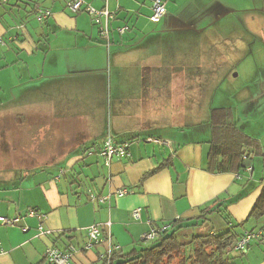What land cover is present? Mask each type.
<instances>
[{"label":"crops","instance_id":"obj_1","mask_svg":"<svg viewBox=\"0 0 264 264\" xmlns=\"http://www.w3.org/2000/svg\"><path fill=\"white\" fill-rule=\"evenodd\" d=\"M68 1L0 0V108L32 104L40 109L43 104L36 102L47 103L64 97L63 92L72 87L76 97L86 101L81 107H105L106 100L111 101L113 112L121 121L111 127L115 141L129 139L127 133H138L137 138L129 143L130 156L114 158L109 167L96 152L98 146L88 151V141L68 153L54 173L38 167V170L26 169L28 172L21 178L0 174V217L19 219L13 226L0 224V264H46L45 253L53 246L61 250L73 246L77 264H99L109 249L108 240L124 252L132 250L142 243L145 233L162 227L168 232L175 230L180 224L200 218L201 210L217 198H236L243 193L246 197L229 205L228 212L233 224L245 222L263 189V160L260 164L253 161L251 173H212L208 171L211 134H180L175 130L153 134L157 128L144 126L143 129L138 121L140 109L155 90L148 76L161 68L145 64L154 57L152 52L148 54V49L134 48L153 36L162 39L182 35L190 37L195 57H204L207 50L213 53L219 46L222 56L236 55L233 58L236 64L244 56L250 58L254 47L264 52V0H163L167 14L159 24L149 19L155 0H108V9L117 17L108 47L101 41L92 18L84 12L71 14ZM84 1L97 10L106 6L103 0ZM33 4L35 10H49L51 16L27 18L22 8ZM127 25L130 31L123 36L116 31ZM250 33L257 40L252 41ZM236 39L242 42L240 54L231 43ZM142 53L147 56L140 57L139 65H134L135 56ZM180 69L165 68L176 74L191 72L189 67ZM114 73L119 76L118 92L109 97ZM124 74L137 76L132 79V89L127 94L120 88V83H128ZM167 82L165 79V85ZM228 87L229 95L222 101L236 108L237 125L245 127L249 135L260 141L264 153V134H252L248 131L251 126L246 125L252 124L246 118H251L249 114L256 108L241 103L254 95L256 84L242 93L234 90L233 94L230 84ZM59 121L62 127L69 125ZM128 122L131 128L126 125ZM134 122L142 130L137 131ZM84 126L82 123L81 129L75 127L71 133L96 134L93 126ZM97 134H106L104 126ZM98 138H94L96 145L102 144ZM160 140L171 145L156 142ZM70 176L81 180L74 181ZM3 177L12 179L3 181ZM122 190H129V194L118 195ZM92 195L105 200L101 203L92 200ZM30 209L37 214L28 215ZM137 209L141 210L140 220L132 215ZM94 225L100 228L105 241L84 252L87 230ZM252 226L254 223L248 224L244 233ZM228 228L219 214H211L199 226L178 229L176 236L185 244L195 237ZM244 260L245 264H264V244L253 243Z\"/></svg>","mask_w":264,"mask_h":264},{"label":"rangeland","instance_id":"obj_2","mask_svg":"<svg viewBox=\"0 0 264 264\" xmlns=\"http://www.w3.org/2000/svg\"><path fill=\"white\" fill-rule=\"evenodd\" d=\"M262 25L264 26V24ZM253 26L257 27V24ZM234 37L238 36L235 35ZM101 41L108 47L106 40L102 39ZM231 43L236 47L237 54L242 53L243 49L240 48L241 40L236 39ZM229 49L231 48L229 47ZM203 55L204 57L183 59L189 65L190 73L180 72L176 74L172 70H165V66L162 68L160 56L150 57L145 62L149 67H159L161 70H154L153 74L148 76L155 90L153 89L148 98L142 103V108L140 109L141 118L138 120L140 126L143 129L144 126L145 129L150 127L170 128L186 126L187 130H190L193 134L201 132L202 130L195 127L210 109L204 99L206 94L209 93L207 84L210 81L212 84H217L218 80H221L220 86L218 85L219 87L217 88L218 95L215 106L227 104L222 100L229 95L227 93L228 84L233 88L230 91L231 94H233L232 91L234 90L241 91L256 84L254 95H251L247 101L241 103L243 105L250 103L251 108H256V113L254 114V111L253 114H249L251 118H246L252 120V124H246L251 126L248 131H251L252 134H264V52L259 47H254L250 58L244 56L236 64H234L235 60H233L236 55L233 58H228V55L227 58L222 56L219 46L217 49H213V53L207 50L203 52ZM146 56L147 53L136 55V64L134 65H139L138 62H141L139 61L140 57L144 58ZM229 64L231 68H228ZM198 66L199 69H197ZM165 71H167L166 74ZM227 72L230 75L228 78ZM136 77V75L124 74V78L128 80V83L124 82L125 85L120 83L123 94L131 91L132 79ZM165 79L168 80L166 85ZM111 84V90L108 91L109 97H113L115 91L118 92L119 76L115 73L111 76ZM63 94L64 97L51 101H47L48 99L42 101H47V103L36 102L38 103L37 105L43 104L40 109H37L34 105L32 106V104H28L25 107L6 108V110L0 108L1 175L19 177L20 173H22L21 171L25 174L28 172L26 169L38 170V167L56 163L55 166L46 170V172L54 173L58 169L57 165L65 160L68 153L80 148L88 141V149H90L95 137H99V140L101 139L100 136L106 138L111 132L112 125L121 122L118 114L113 112L114 108L111 101L106 100L105 107L104 105L90 108L81 107L86 104V101L76 97V92L72 87L64 91ZM59 103L65 104V106H60ZM53 118L58 122L56 123ZM60 119L69 125L62 127ZM82 123L87 127L93 126L92 129L96 134L71 133L75 127H80L81 129ZM130 124L131 122H128L126 125L131 128ZM260 124L261 126L258 128ZM52 126L59 128L60 131H56ZM103 126L106 134H97ZM133 126L137 131L142 130L135 122ZM201 127L202 129L206 128L203 123ZM69 128H71L70 132H68ZM90 150L94 151L95 149ZM254 161L260 164L262 159L257 158ZM19 169L22 170L19 171ZM70 177L74 181L81 180L76 176ZM11 179L3 177L1 180L10 181ZM173 264H178V261Z\"/></svg>","mask_w":264,"mask_h":264},{"label":"trees","instance_id":"obj_3","mask_svg":"<svg viewBox=\"0 0 264 264\" xmlns=\"http://www.w3.org/2000/svg\"><path fill=\"white\" fill-rule=\"evenodd\" d=\"M34 6L33 4L32 6L28 5L22 8L27 18L29 16L39 17V10L49 11L43 9L35 10ZM127 27L129 30L126 33L130 31V27L128 25ZM250 36L252 37V41L257 40L252 33H250ZM190 40V37L182 35L165 36V38L162 37V39L159 36H153L142 45L134 48V50L148 49L150 51L148 53L150 54L152 52V56H160L161 63L165 68L178 71L181 70L180 68L182 67H189L183 59L195 57L194 50L191 48L192 42ZM110 43L107 42L108 45ZM112 57L113 55L111 54V61H113ZM220 83L221 80H218L217 84H212L211 81L207 84L209 93L206 94L204 99L210 109L206 112L204 118L201 119V122L195 127L202 130L196 134H211V140L209 142L211 148L208 158L209 172L233 173L239 175L242 171H246L247 168H251L253 161L257 158L262 159L264 164L263 148L257 138L249 135L248 132L244 130L246 129L245 127H239L237 125L238 113L236 108L228 104H221L219 106L214 105L217 101V88L220 86ZM240 92L242 93V90ZM202 123L206 128L202 129ZM164 130L165 132L175 130V132H179L180 134H193L190 130H187L186 126L165 129L157 128L154 129L152 133L160 134L161 131ZM137 134L138 133H127L129 139L121 141L116 138L115 142H117V144L130 143L131 140L137 138ZM104 140L105 139L102 137L100 139L102 144L99 145L93 142L90 148L95 149L98 146L96 152H98L99 156ZM90 149H88V151ZM63 163L64 162L57 165L58 170ZM54 164L56 165V163H52V165L47 164L42 168L46 171ZM252 170L251 168L249 173H251ZM21 172L20 178L24 175V172ZM153 173L155 172L149 173L146 177ZM244 197H246L245 193L239 194L236 198H217L212 204L201 210V217L197 220L189 221L186 224H180L176 226L175 230L173 229L169 232L166 229L165 233L159 238L147 243L142 241V243L138 244L132 250H129V252H124L121 249L118 250L112 254L109 264H173L175 261H178V264H245L244 257L250 246L253 243L259 242L264 244V183L262 192L248 219L241 224H233L228 212V207L231 204L237 203ZM211 214H219L229 225V228L209 236L195 237L187 244H183L179 241L176 236V231L178 229L199 226L204 222L206 217ZM175 223H173V225ZM252 223H254V226L250 227L251 230L244 233V229L246 230L248 224ZM250 233L255 234L256 238L251 241L246 250L239 249V242L246 234ZM99 264H107V261L101 260Z\"/></svg>","mask_w":264,"mask_h":264},{"label":"built area","instance_id":"obj_4","mask_svg":"<svg viewBox=\"0 0 264 264\" xmlns=\"http://www.w3.org/2000/svg\"><path fill=\"white\" fill-rule=\"evenodd\" d=\"M106 2V6L102 10H97L87 4L84 0H70L67 3V9L71 14H79V13H86L91 18L92 21L98 26L99 32L101 37L106 40L108 43H110V36H111V30H112V24L116 20V14L114 12H111L108 9V0H103ZM152 15L150 16V21L153 24H159L161 20L166 16L167 10H166V2L163 0H155L153 8ZM39 18H49L51 16L50 11H42L39 10L38 12ZM129 28L127 26L118 28L117 31L120 35L125 34ZM111 134V133H110ZM108 135L104 143L102 145V148L100 150V156L103 158L105 166L109 167L112 163V160L114 158L123 159L130 156L129 152V143H121L117 144L115 142L113 135ZM152 141V140H151ZM161 144L171 145V143L167 140H160L156 141ZM246 171L250 172L251 168H247ZM126 194H129V190H122L118 192V195L124 196ZM92 200L98 201V202H104L105 198H98L94 195L91 196ZM37 213L34 209H30L28 211V215L35 216ZM133 217L135 220H140L141 218V210L137 209L132 212ZM19 219H11L7 217H0V224L3 226H13L14 224L18 223ZM40 229H42V225H40ZM166 231L165 227H162L157 230H152L148 233H145L142 236V241L144 242H151L155 239L159 238L162 234H164ZM87 240L85 241L83 245V251L88 252L93 250L96 246H99L101 243H103L105 240L102 236V232L100 228L96 225L90 227L87 230ZM256 238L255 234H246V236L239 242L238 248L241 250H246L248 245L251 243L253 239ZM109 243V249L106 253L102 255L100 260H106L107 264H109L111 256L114 252L120 250V246L113 245L111 240H108ZM44 260L46 264H77L75 262V248L73 246L69 247L67 250H61L57 247H50L44 256Z\"/></svg>","mask_w":264,"mask_h":264}]
</instances>
